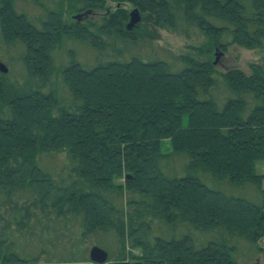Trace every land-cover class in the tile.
I'll return each instance as SVG.
<instances>
[{"label":"trees","instance_id":"1","mask_svg":"<svg viewBox=\"0 0 264 264\" xmlns=\"http://www.w3.org/2000/svg\"><path fill=\"white\" fill-rule=\"evenodd\" d=\"M70 1L116 5L93 31L61 10L35 23L0 0V37L22 44L27 72L17 87L0 71V264H95L92 235L106 264H243L241 241L264 252V57L219 74L210 58L120 60L116 48L138 38L124 3L153 28L205 36L201 53L260 48L264 0ZM68 40L91 46L96 64L74 48L56 64ZM60 152L54 174L44 158Z\"/></svg>","mask_w":264,"mask_h":264},{"label":"rangeland","instance_id":"2","mask_svg":"<svg viewBox=\"0 0 264 264\" xmlns=\"http://www.w3.org/2000/svg\"><path fill=\"white\" fill-rule=\"evenodd\" d=\"M14 2L16 10L20 13H25L31 21L35 23L44 19L49 10H61L63 19L67 23L77 20L75 15H80V13H82L83 16L79 21L83 24H90L93 31H96V27L102 24V19L106 13L113 11L116 5L113 2H107L105 9H93L86 13V9L76 11V9L70 7V0H14ZM121 5L125 7L128 12L133 9L129 3ZM140 16V20L131 28L138 37L136 41L131 44L128 41H116L118 45L116 48H120V56L117 58L120 60H128L132 55H136L143 60L165 58L176 62L179 55L191 54L198 55L201 59L210 58L213 62L216 59L214 68L220 74L230 68H239L245 73H250V65L261 63L264 57V46L260 48H246L237 44L228 46L226 51H221L214 47L210 53H201L197 48L203 47L207 39L194 29L190 28L187 32H184L180 22L177 24L176 29H157L150 25L148 22L149 20H147V15L140 13ZM128 20L125 22V26ZM106 41L109 40L106 39ZM21 46L22 44L20 43H6L0 37V61L7 66V72L5 73L6 80L12 84H17L14 85L17 87L24 84L27 74L22 59L17 58V56L21 54ZM107 47L109 53H114L109 46ZM70 48H74L77 61L84 64H96L93 48L72 40L65 41L64 46L55 51L54 61L56 64L66 63L69 57L68 49ZM110 50L112 52H110ZM13 54L16 56H12ZM219 74L215 75V77L220 83L222 76ZM29 82L33 83L34 80L32 79ZM64 95L65 94H63L61 98L66 99ZM183 123H186V118L183 119ZM168 145L169 141L165 140L163 148H167ZM48 157L44 158V160L49 159L52 161L54 168H51V170L56 174V172L61 170V165L66 160L65 153H57L52 159ZM177 157L178 156L174 158L176 159ZM179 160L181 162H178L176 166L184 163V159ZM257 172H264V162L261 161L257 163ZM116 182L123 183L124 177L116 179ZM126 195H128V193H126ZM93 244H97L94 235L90 236L86 241L88 249ZM262 246H264V238L259 241V247ZM128 249H130V247H128ZM131 251L132 253L140 254L139 247L133 248ZM116 253L117 252L112 253L113 255L111 254L113 258L117 255ZM238 260L243 264H264V252L257 251L253 246H249L248 243L241 241L239 244ZM104 264H106V262Z\"/></svg>","mask_w":264,"mask_h":264},{"label":"water","instance_id":"3","mask_svg":"<svg viewBox=\"0 0 264 264\" xmlns=\"http://www.w3.org/2000/svg\"><path fill=\"white\" fill-rule=\"evenodd\" d=\"M79 16H80L79 14L75 15L77 19H80ZM140 18L141 16H140V12L138 8H133L129 12V20L126 23V28L131 29L133 25L140 20ZM215 62H216V59L214 63ZM0 71L7 72V66L1 61H0ZM131 176H132L131 174L125 175V177H131ZM88 254H89L90 260L96 264H104L108 259V252L104 248L96 244L92 245L89 248ZM133 264H140V262H133Z\"/></svg>","mask_w":264,"mask_h":264},{"label":"flooded vegetation","instance_id":"4","mask_svg":"<svg viewBox=\"0 0 264 264\" xmlns=\"http://www.w3.org/2000/svg\"><path fill=\"white\" fill-rule=\"evenodd\" d=\"M89 11V9H86V13ZM83 16V14L82 13H80V18ZM77 20H80V19H77Z\"/></svg>","mask_w":264,"mask_h":264}]
</instances>
